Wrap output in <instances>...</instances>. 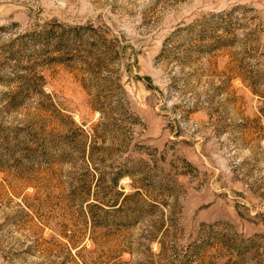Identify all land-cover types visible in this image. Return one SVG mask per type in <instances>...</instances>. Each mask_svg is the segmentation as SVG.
Instances as JSON below:
<instances>
[{
    "label": "rangeland",
    "instance_id": "374dc122",
    "mask_svg": "<svg viewBox=\"0 0 264 264\" xmlns=\"http://www.w3.org/2000/svg\"><path fill=\"white\" fill-rule=\"evenodd\" d=\"M0 264H264V0H0Z\"/></svg>",
    "mask_w": 264,
    "mask_h": 264
}]
</instances>
